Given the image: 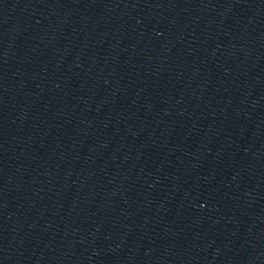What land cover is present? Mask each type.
<instances>
[{"label": "water", "instance_id": "obj_1", "mask_svg": "<svg viewBox=\"0 0 264 264\" xmlns=\"http://www.w3.org/2000/svg\"><path fill=\"white\" fill-rule=\"evenodd\" d=\"M264 152V0H0V264H92Z\"/></svg>", "mask_w": 264, "mask_h": 264}]
</instances>
